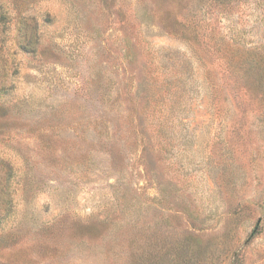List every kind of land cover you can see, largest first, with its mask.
<instances>
[{"label": "rangeland", "instance_id": "rangeland-1", "mask_svg": "<svg viewBox=\"0 0 264 264\" xmlns=\"http://www.w3.org/2000/svg\"><path fill=\"white\" fill-rule=\"evenodd\" d=\"M0 210V264H264V0H0Z\"/></svg>", "mask_w": 264, "mask_h": 264}, {"label": "trees", "instance_id": "trees-1", "mask_svg": "<svg viewBox=\"0 0 264 264\" xmlns=\"http://www.w3.org/2000/svg\"><path fill=\"white\" fill-rule=\"evenodd\" d=\"M1 214H3V213H1V210H0V215H1ZM10 233H13V231H11Z\"/></svg>", "mask_w": 264, "mask_h": 264}]
</instances>
